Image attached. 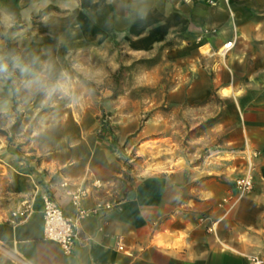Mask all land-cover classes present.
<instances>
[{
    "label": "crops",
    "instance_id": "crops-1",
    "mask_svg": "<svg viewBox=\"0 0 264 264\" xmlns=\"http://www.w3.org/2000/svg\"><path fill=\"white\" fill-rule=\"evenodd\" d=\"M7 42L53 76L69 54L97 61L115 46L136 56L165 47L185 80L167 103L201 107L214 93L216 126L229 134L203 162L150 167L127 189L123 159L109 136L92 134L91 112L43 116L34 142L47 155L21 192L31 212L0 215V264H248L264 254V0H0V53ZM0 154L1 181L13 155ZM247 171L254 189L240 196L234 179ZM43 192L76 224L70 254L43 238Z\"/></svg>",
    "mask_w": 264,
    "mask_h": 264
},
{
    "label": "rangeland",
    "instance_id": "rangeland-1",
    "mask_svg": "<svg viewBox=\"0 0 264 264\" xmlns=\"http://www.w3.org/2000/svg\"><path fill=\"white\" fill-rule=\"evenodd\" d=\"M220 49L215 54L224 58L229 51L220 55ZM112 50L108 57L97 61L69 54L68 67L61 72L71 77L75 102L60 96L45 102L42 95L29 94L22 88L19 74L16 84L10 81L0 86V130L7 131L13 121L8 109L13 99L12 89L17 93L15 102L23 114L22 123L31 119L29 129L11 141L0 134V152L8 150L13 155L0 181V215L28 199L22 198L21 192L35 181L29 174L42 172L48 150L37 151L34 141L37 122L47 114L62 111L69 118L91 112L93 116H88L93 118L91 132L97 138L101 137V125L107 124L102 134L116 138L113 149L125 164L122 179L127 189L141 177L139 173L150 167L203 162L227 138L228 129L216 126L222 103L214 93L201 107L167 103L172 88L185 80L180 62L165 47L141 56L132 55L122 47L115 46ZM13 54L21 57L17 47ZM113 92L117 95L111 99ZM39 103L41 108L36 110L34 107Z\"/></svg>",
    "mask_w": 264,
    "mask_h": 264
},
{
    "label": "built area",
    "instance_id": "built-area-1",
    "mask_svg": "<svg viewBox=\"0 0 264 264\" xmlns=\"http://www.w3.org/2000/svg\"><path fill=\"white\" fill-rule=\"evenodd\" d=\"M232 46L233 41H228L224 43L218 53L220 55H225ZM234 186L240 196L251 193L254 189L252 174L247 171L243 175L235 178ZM82 196L80 192L72 193V201L77 206V213L79 216L86 214V211L78 204ZM41 201L43 238L57 243L63 253L70 254L78 237L75 222L64 214L57 201L48 192H43L41 194ZM30 212V199H25L11 211L10 215L14 219L23 220L27 218ZM210 228L211 227H209L208 230H210ZM119 248H121V246H119ZM247 260L248 264H264V254H253L248 256Z\"/></svg>",
    "mask_w": 264,
    "mask_h": 264
},
{
    "label": "clouds",
    "instance_id": "clouds-1",
    "mask_svg": "<svg viewBox=\"0 0 264 264\" xmlns=\"http://www.w3.org/2000/svg\"><path fill=\"white\" fill-rule=\"evenodd\" d=\"M54 67L48 62H39L38 58L24 60L12 53H0V86L8 81L19 83L29 94H40L45 102L54 97H67L75 102L71 77L64 72L53 76ZM19 91V89H17Z\"/></svg>",
    "mask_w": 264,
    "mask_h": 264
},
{
    "label": "trees",
    "instance_id": "trees-1",
    "mask_svg": "<svg viewBox=\"0 0 264 264\" xmlns=\"http://www.w3.org/2000/svg\"><path fill=\"white\" fill-rule=\"evenodd\" d=\"M16 46L14 44H11L10 42H7V50H6V53H12L14 52ZM8 83H10V81H8ZM12 92H13V99H12V103H11V108H10V111H9V114L12 115L13 117V122L11 123V125L9 126L8 130L7 131H3V130H0V134L4 135L5 137H7V139L9 141H11L16 134L20 133L22 131V128H23V123H22V117H23V114L21 111L17 110V106H16V102H15V99H16V96H17V93L15 91V89H12ZM117 94L116 93H112L111 95V99L115 98ZM107 124H102V129L100 131V135H101V138H103V134L102 132L105 131V126ZM112 140L110 141V144L112 146L116 145V138L114 135H112Z\"/></svg>",
    "mask_w": 264,
    "mask_h": 264
}]
</instances>
